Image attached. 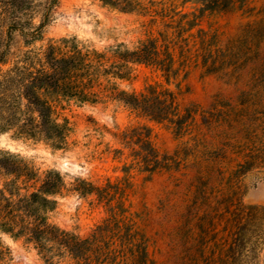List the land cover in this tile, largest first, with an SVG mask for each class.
Here are the masks:
<instances>
[{
  "label": "rangeland",
  "instance_id": "rangeland-1",
  "mask_svg": "<svg viewBox=\"0 0 264 264\" xmlns=\"http://www.w3.org/2000/svg\"><path fill=\"white\" fill-rule=\"evenodd\" d=\"M130 1L133 9L123 11L102 0H60L32 48L77 37L99 50L132 49L158 37L168 9L202 14L192 33L209 34L205 65L168 79L155 66L135 64L130 79L120 82L130 93L151 85L173 91L182 126L153 121L116 101L73 104L64 113L73 127L67 149L9 133L0 136V150L19 154L40 173L60 171L68 186L76 178L98 186L127 180L128 226L147 254L137 261L130 247L107 239L100 245L106 264H264V0H229L226 8L206 12L204 0ZM26 49L16 35L13 56ZM135 128L150 129L167 168L149 173L133 164L121 136ZM108 218L95 196L68 193L49 221L86 239ZM0 237L10 251L4 264H51L24 239ZM52 262L75 264L67 256Z\"/></svg>",
  "mask_w": 264,
  "mask_h": 264
},
{
  "label": "trees",
  "instance_id": "trees-1",
  "mask_svg": "<svg viewBox=\"0 0 264 264\" xmlns=\"http://www.w3.org/2000/svg\"><path fill=\"white\" fill-rule=\"evenodd\" d=\"M102 1L123 11L133 9L130 0ZM204 1L202 11L206 12L226 8L229 0ZM59 3L60 0H0V136L11 133L15 139L44 142L53 149L64 150L73 133L65 111L73 104L108 101L122 103L153 121L182 126L184 117L179 115L173 91L151 85L142 93H130L120 88V82L130 79L135 64L155 66L168 79L180 71L205 65L207 55L211 54L209 34L203 29L192 33L200 26L202 14L170 8L162 15L167 21L158 37L142 41L132 49L120 44L99 50L77 37H63L43 49H33ZM37 18L39 24L35 25ZM16 35L27 49L13 56ZM7 65L10 67L4 71ZM121 139L131 148L133 164L140 170L154 173L168 167V158H160L152 143L150 129H132L124 132ZM0 180V235L24 239L47 262L53 264L55 257L67 256L75 264H106L100 245L107 239L121 243L123 249L130 247L137 261L146 256V249L136 244L137 234H132L128 226L131 219L124 205L127 180L98 186L76 178L68 186L60 171L40 173L19 154L8 150H0ZM68 193L95 196L108 210L109 218L86 239L49 221L59 198ZM9 256L10 251L0 237V263L4 264Z\"/></svg>",
  "mask_w": 264,
  "mask_h": 264
}]
</instances>
